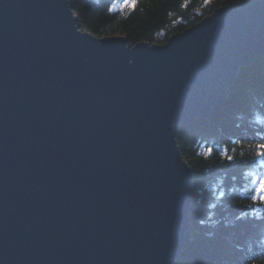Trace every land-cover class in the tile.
Instances as JSON below:
<instances>
[{"label": "water", "instance_id": "water-1", "mask_svg": "<svg viewBox=\"0 0 264 264\" xmlns=\"http://www.w3.org/2000/svg\"><path fill=\"white\" fill-rule=\"evenodd\" d=\"M264 55V0L164 44L83 31L70 0H0V264H175L193 170L176 135Z\"/></svg>", "mask_w": 264, "mask_h": 264}, {"label": "trees", "instance_id": "trees-1", "mask_svg": "<svg viewBox=\"0 0 264 264\" xmlns=\"http://www.w3.org/2000/svg\"><path fill=\"white\" fill-rule=\"evenodd\" d=\"M251 0H70L96 37L164 44L222 6ZM176 139L193 170L192 239L175 264H264V55L240 69L221 107L182 124Z\"/></svg>", "mask_w": 264, "mask_h": 264}, {"label": "rangeland", "instance_id": "rangeland-1", "mask_svg": "<svg viewBox=\"0 0 264 264\" xmlns=\"http://www.w3.org/2000/svg\"><path fill=\"white\" fill-rule=\"evenodd\" d=\"M259 188H260V190H262L261 194H264V182L261 184V186Z\"/></svg>", "mask_w": 264, "mask_h": 264}]
</instances>
